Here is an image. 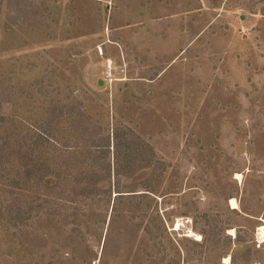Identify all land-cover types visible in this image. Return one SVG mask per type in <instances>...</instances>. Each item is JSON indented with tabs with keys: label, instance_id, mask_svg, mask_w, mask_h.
Here are the masks:
<instances>
[{
	"label": "rangeland",
	"instance_id": "1",
	"mask_svg": "<svg viewBox=\"0 0 264 264\" xmlns=\"http://www.w3.org/2000/svg\"><path fill=\"white\" fill-rule=\"evenodd\" d=\"M0 140V264H264V0H0Z\"/></svg>",
	"mask_w": 264,
	"mask_h": 264
},
{
	"label": "trees",
	"instance_id": "2",
	"mask_svg": "<svg viewBox=\"0 0 264 264\" xmlns=\"http://www.w3.org/2000/svg\"><path fill=\"white\" fill-rule=\"evenodd\" d=\"M47 138H48V135L44 131L39 129L35 138L32 140V144L38 148L37 150H39V148L42 149L46 146L45 142L47 141ZM3 142H1V140H0V163H1L0 164V170H1V166L3 165L2 156L6 155L5 154V148L3 147L4 146ZM107 146H108V144H107ZM117 150H118V147L116 144V154H118ZM38 153H40V152H38ZM9 156H10V154H9ZM33 166H36V165H34L33 161L32 160L30 161V159L26 163V165L23 166L25 169V171H24L25 175L22 174V182H23L22 184L18 183L19 178L16 179L12 175L10 169L8 172V169L7 168L5 169V167H3L4 168V174H2V177L4 178V181L6 180L5 181L6 183L3 186L1 185L2 187L0 186V189H16V188H20L19 186L32 187L34 189L35 186H39V185H40V187H42V185H43V183L41 181L42 176H40L41 175L40 173L34 174V171L32 169ZM108 166H109V164H108ZM79 180L80 179H75V182L73 181V184H72L70 189H74V190L76 189V190L74 191L75 193L72 192V195L71 194L68 195V199H67L68 202H73V200H74L73 198H76L78 195H80V192L82 190L87 189L86 186H83V185L81 186V181H79ZM78 189H80V190L77 192ZM139 190H142V189H139ZM130 191H135V190H129L128 192H130ZM117 192L121 193L123 191H117ZM8 193L10 195L13 192L8 191ZM117 196H123V195H117ZM41 201L46 202V200H44V199H41ZM28 207L30 209H32L31 204H29Z\"/></svg>",
	"mask_w": 264,
	"mask_h": 264
},
{
	"label": "bare ground",
	"instance_id": "3",
	"mask_svg": "<svg viewBox=\"0 0 264 264\" xmlns=\"http://www.w3.org/2000/svg\"><path fill=\"white\" fill-rule=\"evenodd\" d=\"M236 177L240 178V175L237 174ZM231 204H232V207H233V208H236V206H237V202H236L235 199H231ZM177 226H179V224H177ZM258 230L260 231V234L262 235V238H264V227H260ZM258 233H259V232H258ZM189 235H193V232H192V231H189ZM195 236H196L197 238L199 237L197 234H196Z\"/></svg>",
	"mask_w": 264,
	"mask_h": 264
}]
</instances>
